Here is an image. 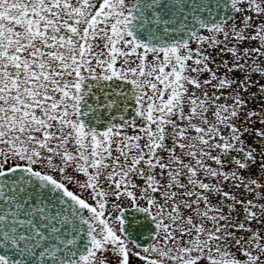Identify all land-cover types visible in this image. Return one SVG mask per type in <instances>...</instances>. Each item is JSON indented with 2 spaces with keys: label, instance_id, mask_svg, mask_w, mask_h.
<instances>
[{
  "label": "snow or ice",
  "instance_id": "6c2138e0",
  "mask_svg": "<svg viewBox=\"0 0 264 264\" xmlns=\"http://www.w3.org/2000/svg\"><path fill=\"white\" fill-rule=\"evenodd\" d=\"M0 264H264V0H0Z\"/></svg>",
  "mask_w": 264,
  "mask_h": 264
}]
</instances>
